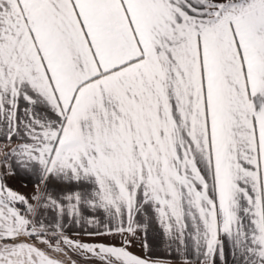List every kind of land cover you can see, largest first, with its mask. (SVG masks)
I'll list each match as a JSON object with an SVG mask.
<instances>
[{
  "label": "snow or ice",
  "instance_id": "snow-or-ice-1",
  "mask_svg": "<svg viewBox=\"0 0 264 264\" xmlns=\"http://www.w3.org/2000/svg\"><path fill=\"white\" fill-rule=\"evenodd\" d=\"M0 264H264V0H0Z\"/></svg>",
  "mask_w": 264,
  "mask_h": 264
}]
</instances>
